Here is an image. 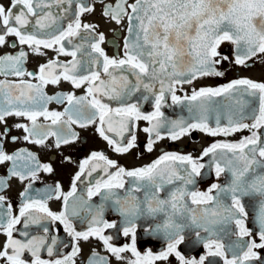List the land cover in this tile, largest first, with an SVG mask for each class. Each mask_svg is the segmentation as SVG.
<instances>
[{"label":"snow or ice","instance_id":"6c2138e0","mask_svg":"<svg viewBox=\"0 0 264 264\" xmlns=\"http://www.w3.org/2000/svg\"><path fill=\"white\" fill-rule=\"evenodd\" d=\"M98 2L103 5L102 16L126 31L122 49L111 57L102 47L105 36L97 31L99 26L82 21L95 12L94 0L0 2V47L9 44L8 37L15 38L10 47L20 46L15 54L0 55V76L5 77L0 80V124L5 125L0 131V164L11 162L8 178L29 181L20 193L18 214L0 194V234L6 237L0 261L76 264L81 252L78 242L93 237L109 255L93 250L87 264H111V258L118 264H157L171 256L178 264H218L215 258L222 264H264L257 251L264 250V132L260 131L264 129V82L243 78L216 88H193L191 95L183 97L176 94L177 86L223 75L216 65L228 59H217L224 42L234 46L237 65L247 66V61L264 56V0ZM42 49H51L56 58L40 64L35 72L26 71L23 65L29 54L44 55ZM60 56L71 59L61 61ZM9 76L17 79L9 80ZM62 81L83 89V94L45 91ZM169 96L173 104L187 102L188 119L164 116L161 108ZM213 97L228 101L215 109V127L208 123ZM148 101L154 110L145 113L142 102ZM52 103L63 105V110H50ZM8 117L27 121L15 124L25 133V141L45 146L54 138L57 149L79 138L73 125H95L118 154L136 146L134 129L141 120L148 124L142 129L148 136V152L164 138L161 129L173 141L190 130L227 137L247 129L251 135L238 142L212 143L199 156L164 152L150 164L133 169L119 166L103 152H92L79 164L69 191L56 183L33 194L30 190L39 174L52 173L53 168L26 149L13 154L4 150ZM17 139L11 137L13 142ZM93 173L102 175L93 178ZM211 174L217 180L223 176V182L200 190L197 178ZM84 176L90 179L78 190L77 182L84 184ZM6 186V179L0 177V191ZM52 199L62 201L59 212L48 207ZM106 210L120 219L109 222ZM250 215L254 228L246 223ZM74 220L86 224L87 230L78 231ZM57 222L69 241L54 233L51 225ZM21 224L23 230L16 227ZM33 227L36 232L31 231ZM137 227L148 237L162 239L166 247L158 253H141ZM106 229L116 231L105 235ZM120 233L130 236L131 242L111 243ZM186 241L201 245L205 253L186 257L178 250ZM69 246L70 253H61L62 247Z\"/></svg>","mask_w":264,"mask_h":264},{"label":"flooded vegetation","instance_id":"af4514ba","mask_svg":"<svg viewBox=\"0 0 264 264\" xmlns=\"http://www.w3.org/2000/svg\"><path fill=\"white\" fill-rule=\"evenodd\" d=\"M5 5L8 4L9 0H0ZM105 3H115V0H104ZM131 2V0H130ZM95 3V12L92 14H86L82 17L84 23H91L98 25V32H103L105 36V43L102 47L105 49L106 53L111 57L117 54L118 51L122 49L123 37L126 35L123 25H117L114 22L107 21L102 16L103 5L94 0ZM9 44H6L3 47H0V55L5 54H15L19 50V45L17 44L16 48L10 47V43L15 39L14 37H8ZM26 47V46H25ZM70 47V46H69ZM27 50V49H26ZM45 53L44 55H33L29 54V57L25 64L23 65L24 69L29 72H35L38 69V66L42 63H46L49 59L56 58V53L51 49H42ZM218 52L220 57L227 56L228 59H220V63L216 65L217 71L223 73L222 76H205L200 77L193 81L192 84H185L182 86H177L176 94L183 97L185 94L191 95L193 88H216L224 84L231 82L236 79H251L256 82H264V56H257L253 59L247 61V66L235 64V50L234 46L230 42H224L220 45ZM61 61H66L71 59V57L60 56ZM4 76H0V80L4 79ZM9 80H16V77L9 76ZM27 78V77H26ZM45 91L49 95H54L56 92H69L75 91L77 95L83 94V89H73L72 86L67 82H61L59 86L48 85ZM228 101L223 97H213L212 103L210 105L209 112V125L215 127V109L219 108L220 105L227 104ZM187 102L185 101L182 104H173L171 97L167 98L166 103L162 106L161 111L164 113V116L168 120H178L181 117L188 119L189 112L186 107ZM50 110H63V105H58L55 103L48 105ZM142 111L145 113L153 111V105L151 101L142 102ZM247 122V121H246ZM16 123H27L24 118L18 117H8L7 118V127L9 128L8 138L4 141V150L8 154H13L21 149H26L29 152L34 153L40 163L51 164L53 168L52 173L41 172L38 176V179L33 182L32 189L30 192L34 194V190L37 188L43 189L46 186L55 185L59 183L64 192H67L71 188V182L76 172L79 171V164L82 160L90 156L92 152H103L109 159L115 160L119 166H122L126 169H133L137 167H142L146 164H150L155 160L159 155L164 152H176L180 154H189L193 156H199L204 148L208 147L210 144L217 141H227V142H238L243 137L251 135L247 130H241L235 132L230 136H210L205 132L200 130H190L188 134L182 136L179 140H171L166 134V130L161 129L163 139L157 140L153 146V151L148 152L146 149L148 136L142 131L144 127H147L148 124L146 121H138L137 126L134 129L136 139V146L133 147L128 153L118 154L115 153L104 141L99 134L95 131V125H91L85 128H81L78 125H73L72 128L75 132L79 134V138L71 144L62 145L59 149L54 147V138H50L45 146H39L32 143H29L23 139L25 133L22 129L15 127ZM222 124H226V119L222 118ZM5 128L4 124H0V131H3ZM264 132V129L260 130ZM15 136L18 139L13 142L11 137ZM68 158V159H66ZM207 159V158H205ZM11 167V162H5L0 164V177L6 179L7 186L0 191V194L6 196L8 202L12 203L14 212L18 214L19 206L22 203V198L20 193L25 190L29 181L21 182L18 178L11 177L8 178V170ZM102 175V173H93V178ZM87 176L82 177L84 184L77 182L78 190L83 188L88 181ZM224 177H220L219 180L216 179L214 174L205 175L203 179L197 178V187L200 190H206L211 183L223 182ZM95 201H99V197L93 198ZM246 210L250 209L247 206V198H245ZM48 207L53 212H59L62 209V201L60 200H49ZM105 219L109 222L113 220H119L120 218L114 214L111 210H106ZM249 228H254L255 225L252 223V217L249 216V220L246 222ZM74 226L78 231L87 230L86 224H81L78 220H74ZM18 229H22V224L16 226ZM55 234H57L62 240L69 241L70 238L67 236V233L63 230V225L58 222L51 225ZM31 231L36 232L37 229L33 227ZM115 229H106L105 235L113 234ZM137 249L141 253L151 250L153 253H158L164 247H166L165 242L162 239L155 237H148L140 227H137ZM16 238H20L18 233H14ZM235 237H233L234 239ZM6 237L0 234V248H2ZM131 237H124L122 233L119 234V237L111 241L116 246H122L124 244L130 243ZM79 247L81 249L80 254L76 257V264H87L88 258L91 256L92 251L95 250L101 255L108 256L109 254L105 251L103 243L96 238L90 237L87 241L80 240ZM183 255L188 258L196 257L203 255L205 250L201 245H192L189 241H186L184 244H181L178 248ZM260 252L261 256L264 257V250H257ZM71 247H62L61 253H70ZM127 255V253L125 254ZM25 258L30 260L29 254L25 253ZM44 258H47L44 254ZM211 259V258H210ZM218 261V264H222V261L219 258H215ZM0 264H4L3 261H0ZM111 264H118L115 258H111ZM157 264H178L174 256L169 257L167 262L158 261ZM258 264V262H256Z\"/></svg>","mask_w":264,"mask_h":264}]
</instances>
